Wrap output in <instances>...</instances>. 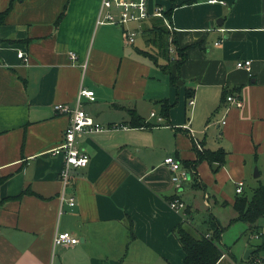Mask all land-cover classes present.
<instances>
[{
	"label": "crops",
	"instance_id": "crops-1",
	"mask_svg": "<svg viewBox=\"0 0 264 264\" xmlns=\"http://www.w3.org/2000/svg\"><path fill=\"white\" fill-rule=\"evenodd\" d=\"M187 1L150 0L152 11L176 6L171 24L187 61L178 73L172 47L168 73L165 61L139 52L147 50L137 45L143 34L128 44V24L97 25L102 0H0V14L7 11L0 25V176L9 177L0 188V264H185L175 228L185 221L199 230L192 196L200 193L208 208L207 233L212 219L221 223L214 205L233 208L247 188L264 186V0ZM245 60L252 68H237ZM171 75L179 78L175 86ZM81 89L95 92L83 108L105 130L77 138L89 164L67 188L76 203L70 208L61 202L64 159L51 153L70 115L54 106L73 108ZM162 100L172 105L169 125ZM131 110L157 127L122 126ZM193 138L204 149H224L226 162H202L198 181L193 176L179 189L164 162L174 157L184 168L194 160ZM176 197L187 204L184 213L170 207ZM258 227L247 230L257 242L240 264L252 256L264 264V252L255 254L264 217ZM58 232L80 243L55 247ZM230 252L218 264H238Z\"/></svg>",
	"mask_w": 264,
	"mask_h": 264
},
{
	"label": "trees",
	"instance_id": "trees-1",
	"mask_svg": "<svg viewBox=\"0 0 264 264\" xmlns=\"http://www.w3.org/2000/svg\"><path fill=\"white\" fill-rule=\"evenodd\" d=\"M187 4L193 3L192 0L186 2ZM176 6L174 5L170 10H164V17L172 22V13ZM6 12L0 14V25L4 22L3 18ZM64 14H62L63 16ZM62 16L59 18L61 21ZM143 36L145 39V44L147 50H139V52L145 57L151 59L155 64H158L160 60L165 61V65H160L164 72L170 73L169 66L171 64V59L173 54L171 49L173 47L175 53V64L178 69L187 61V55L185 54V49H181L178 45L177 37L175 32L171 31L165 24L162 18H151L150 21L144 24ZM178 76H170V82L173 86L176 85L178 81ZM187 101H189L194 94L193 89H187ZM227 93H224V99H227ZM161 105L160 115L169 125V116L172 105L168 100L159 101ZM122 126H130L132 128H146L152 129L157 127V125L150 124L146 122L136 111H130V119L128 122L124 123ZM193 150L196 153L194 160L183 161L184 168L190 174V179L194 176L195 180L198 181V167L199 165L207 161L213 168L214 164H218L219 167L224 165L226 162L227 153L224 149H219L216 151L204 149L199 146L196 140L192 139ZM8 176H0V188L4 182L8 179ZM28 191H24L22 194L17 196V199L22 198L24 194ZM177 198V197H176ZM173 199L170 200L173 201ZM5 200L0 198V205L3 204ZM236 217L230 221V226L232 224L241 222L248 225L249 230H258V222L264 217V186L261 185L253 191L251 197L246 195L237 196L235 203L233 205ZM187 222L180 223L175 228L176 236L185 252V264H218L219 261L224 256V252L219 247V243L222 241V236L226 231V228L216 220L212 219L209 232L204 233L196 230L195 228H189L186 226ZM132 221H130V237L134 238L132 230ZM261 238V244L257 246L256 253L264 252V234L259 236ZM253 257V256H252ZM251 257V258H252ZM249 260L251 264H255L253 259Z\"/></svg>",
	"mask_w": 264,
	"mask_h": 264
},
{
	"label": "built area",
	"instance_id": "built-area-1",
	"mask_svg": "<svg viewBox=\"0 0 264 264\" xmlns=\"http://www.w3.org/2000/svg\"><path fill=\"white\" fill-rule=\"evenodd\" d=\"M209 4H224L220 0H208ZM162 18L167 27L173 31L172 24L164 17V9L156 7L154 11L151 10L150 0H102L100 11L97 19V25L103 26L106 24H115L125 26L126 24H135L136 29L126 30L125 38L128 44H134L137 36L143 34L144 24L150 21L151 18ZM173 52V51H172ZM20 59L28 60L25 52L18 53ZM72 61L77 60L75 53H70ZM237 68L250 70L252 68V61L245 60L237 64ZM95 101V92L81 89L79 91L75 106L71 108L67 104H57L54 110L58 114H69L70 122L64 131L63 142L60 146L51 150V153L56 156H62L64 165L60 173V181L63 185L62 204L73 208L75 198H67L66 191L71 183L74 173L78 169L86 168L89 164V156L81 150L77 145V138L94 133L103 132L105 127L90 116L83 108L84 100ZM227 101L240 104L241 100L233 96L227 97ZM189 104L193 105L194 101L191 98ZM152 117L156 114L152 113ZM162 121V118H159ZM118 128V127H117ZM172 172V182L179 189L183 188L184 183L190 180V174L182 167L180 162L174 157H167L164 162ZM244 183H238V194L243 192ZM170 207L175 210H180L185 207V203L180 198H175L170 202ZM80 243V240L74 237L69 232H58L54 237L55 247L75 246Z\"/></svg>",
	"mask_w": 264,
	"mask_h": 264
},
{
	"label": "rangeland",
	"instance_id": "rangeland-1",
	"mask_svg": "<svg viewBox=\"0 0 264 264\" xmlns=\"http://www.w3.org/2000/svg\"><path fill=\"white\" fill-rule=\"evenodd\" d=\"M130 30L136 29L137 26L135 24H129L128 25ZM132 28V29H131ZM137 45L139 47L146 49L145 43L142 39H139L137 41ZM148 49V48H147ZM253 192L250 189H246L247 197H251V194ZM193 202L195 201L196 206H198L199 211L197 212V209L195 210L197 213L195 215V222L194 226L200 230V232H206L207 231V224L206 221L210 216V213L208 211V208L205 206L204 201L201 199V194L198 193L196 196L191 197ZM186 201L190 203V195L186 197ZM187 204L185 203V207L183 209V213L187 209ZM212 213L216 215L219 220L222 223V226L226 228V231L224 232L222 236V241L219 243V247L221 250L225 253L227 251H231L230 253L232 255H235L237 258L238 264L241 263V261L244 259L247 251H249V245L250 241H252L253 244H256V238L251 235V233H247L248 225L245 223H235L231 226L230 221L236 216L235 211L232 207H222L221 205H214ZM186 226L189 227L188 224ZM258 236V235H256ZM259 237V236H258ZM230 260L232 258L230 257ZM256 261L252 260V262ZM262 263V261H259L258 264Z\"/></svg>",
	"mask_w": 264,
	"mask_h": 264
},
{
	"label": "water",
	"instance_id": "water-1",
	"mask_svg": "<svg viewBox=\"0 0 264 264\" xmlns=\"http://www.w3.org/2000/svg\"><path fill=\"white\" fill-rule=\"evenodd\" d=\"M254 251H255L254 249L247 251V253L245 255V260H248L249 257L251 256V254L254 253Z\"/></svg>",
	"mask_w": 264,
	"mask_h": 264
}]
</instances>
